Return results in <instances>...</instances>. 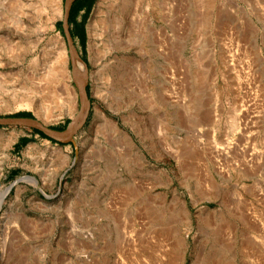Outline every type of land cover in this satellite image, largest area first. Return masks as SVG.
<instances>
[{
  "label": "rangeland",
  "instance_id": "rangeland-1",
  "mask_svg": "<svg viewBox=\"0 0 264 264\" xmlns=\"http://www.w3.org/2000/svg\"><path fill=\"white\" fill-rule=\"evenodd\" d=\"M65 1L50 20L40 0H0V118L30 112L67 131L82 111L74 80L71 109L32 80L53 64L55 36L119 97L111 108L85 84L88 113L67 142L0 124L2 226L17 213L39 224L23 264H264V0H143L138 44L109 27L119 0H104L96 65L87 46L98 0L68 23L69 42ZM127 60L144 67L117 83ZM22 85L45 120L19 107ZM96 110L114 128L91 129Z\"/></svg>",
  "mask_w": 264,
  "mask_h": 264
},
{
  "label": "bare ground",
  "instance_id": "bare-ground-1",
  "mask_svg": "<svg viewBox=\"0 0 264 264\" xmlns=\"http://www.w3.org/2000/svg\"><path fill=\"white\" fill-rule=\"evenodd\" d=\"M40 1L42 2V6H40L39 10L47 8L51 13V17H49L50 20L61 15L60 0ZM102 5H104V0H98L96 9L88 24L89 42L87 50L88 58L93 65H96L100 61V54L96 44V40L101 39L103 30H106L108 26L106 19L109 18H106V15H104L105 12L101 8ZM115 8L118 13H116L113 18L109 19L111 23L109 27H114L117 31H120L123 28L126 29L128 36L130 37L129 40L135 44H138L137 41L131 39V37L133 36H138L137 28L139 29L140 18L136 12L142 10V13H148L149 7L146 6L145 8L143 0H141V5L140 0H119V2L115 4ZM47 47L52 48V51H54L53 64L51 65L50 63L49 68L47 71H45V73H34V75L32 76V80H36V85L44 84L47 89L54 88L58 90L65 101V106L71 109V107H73L74 105L75 93L73 91L70 80H74V82L78 86L90 82L93 94L99 96L104 102H106L109 107L112 108L114 106L113 103L118 101V93L116 91L103 93L104 90L99 87V84L103 82L101 72H90L86 63L81 59L78 52L73 49L72 46L70 47L69 56L66 47L63 44V41L59 39V37L55 36L50 40ZM155 50L157 52L156 45ZM69 60H71L72 62V70H69L68 68ZM127 63L128 60L124 63H120V71H118L116 75L117 78L115 82L121 83L125 79L124 73L127 70L126 67L130 66L131 69L136 72H139L140 69L144 67V65L142 64L143 61L141 63H137L134 67L131 65H127ZM37 75L39 77L35 78V76ZM107 79L108 78H105L106 81ZM18 95L19 96L16 102H18L19 107L32 109L35 115L40 119L45 120L49 116L47 110L42 106L43 101L39 100L33 95L32 89L26 88L22 85ZM82 108L83 109L78 114V116L73 117V121L70 123L67 131L62 133L63 136L70 135L84 121L86 114L88 113V105L83 99ZM101 118V111L96 110L91 123V129L94 128V130H102L103 128H105V126L113 127V125L110 124L111 122H109L106 118H104V120H101ZM52 150H56L60 153L62 152V150L58 149L57 147H53ZM30 181L35 185H38L36 179L31 178ZM3 198L4 195L0 194V208ZM2 223V218L0 217V257H6L7 255L9 256V258H13L10 264H23L24 259L28 255L26 250H30L31 248L27 245H31L30 240H34L36 235L40 232L38 222L34 219L28 218L21 213H17L15 214L14 219L11 222V226H2ZM25 237L28 238V240ZM26 241H28V243ZM23 242H25L24 245L21 244ZM36 262V260L31 259V264H36Z\"/></svg>",
  "mask_w": 264,
  "mask_h": 264
},
{
  "label": "water",
  "instance_id": "water-1",
  "mask_svg": "<svg viewBox=\"0 0 264 264\" xmlns=\"http://www.w3.org/2000/svg\"><path fill=\"white\" fill-rule=\"evenodd\" d=\"M74 0H66L64 4V12H63V19H62V27L64 34L66 35V38L69 42L70 34L68 31V17H69V12L71 5ZM70 44V43H69ZM77 90H78V95L81 100V106H82V99L87 103L89 107V100H88V95L86 91L85 84L78 86L75 83ZM82 108V107H81ZM0 124H17V125H23V126H28V127H33L35 129H38L39 131L43 132L48 138L54 139L59 142H67L74 132H72L70 135L63 136L62 133L65 131H57L51 127L43 126L34 119H29L25 117H13V118H0ZM68 128V127H67Z\"/></svg>",
  "mask_w": 264,
  "mask_h": 264
},
{
  "label": "trees",
  "instance_id": "trees-1",
  "mask_svg": "<svg viewBox=\"0 0 264 264\" xmlns=\"http://www.w3.org/2000/svg\"><path fill=\"white\" fill-rule=\"evenodd\" d=\"M93 0H74L72 3V6L70 8L69 17H68V23H71L74 20V17L81 11H85V15L88 13L90 6L92 5ZM75 23V31L79 35L81 41H84L85 38V31L83 26V20L80 23ZM14 117H31L30 112H20L15 115ZM61 127H54L53 129L59 130ZM28 131L32 133H36L42 138H48L43 132L39 131L38 129H35L33 127H28ZM50 139V138H48ZM29 140L28 137L24 136L22 137L19 142L15 145V149L22 146L24 143H26Z\"/></svg>",
  "mask_w": 264,
  "mask_h": 264
},
{
  "label": "flooded vegetation",
  "instance_id": "flooded-vegetation-1",
  "mask_svg": "<svg viewBox=\"0 0 264 264\" xmlns=\"http://www.w3.org/2000/svg\"><path fill=\"white\" fill-rule=\"evenodd\" d=\"M72 6V5H71Z\"/></svg>",
  "mask_w": 264,
  "mask_h": 264
}]
</instances>
